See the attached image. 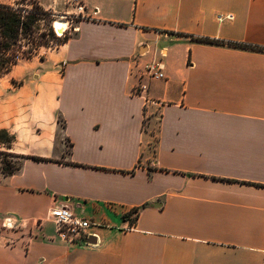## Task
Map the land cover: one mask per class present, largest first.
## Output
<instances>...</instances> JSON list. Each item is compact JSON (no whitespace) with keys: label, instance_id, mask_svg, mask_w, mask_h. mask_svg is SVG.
Here are the masks:
<instances>
[{"label":"crops","instance_id":"obj_1","mask_svg":"<svg viewBox=\"0 0 264 264\" xmlns=\"http://www.w3.org/2000/svg\"><path fill=\"white\" fill-rule=\"evenodd\" d=\"M37 1L75 29L0 75V264H264V0Z\"/></svg>","mask_w":264,"mask_h":264},{"label":"trees","instance_id":"obj_2","mask_svg":"<svg viewBox=\"0 0 264 264\" xmlns=\"http://www.w3.org/2000/svg\"><path fill=\"white\" fill-rule=\"evenodd\" d=\"M35 7L33 10H27L24 7L13 6L11 4L0 2V74L9 72L13 65L17 63L19 55L16 53L14 46L20 40L19 36L33 31L35 23L42 21L47 30L50 32V16L51 11L43 8L37 0H34ZM17 4V3H16ZM52 34V32H51ZM57 44L63 43L67 38H55ZM201 41L215 43V39L207 37H198ZM42 44V43H41ZM241 47H250L248 44L231 43ZM13 140V136L5 129H0V145L8 147ZM14 155V154H13ZM15 156V155H14ZM38 159L37 157H32ZM16 166H8L1 168L3 174H10ZM134 212V211H133Z\"/></svg>","mask_w":264,"mask_h":264},{"label":"rangeland","instance_id":"obj_3","mask_svg":"<svg viewBox=\"0 0 264 264\" xmlns=\"http://www.w3.org/2000/svg\"><path fill=\"white\" fill-rule=\"evenodd\" d=\"M17 3V4H16ZM13 6L24 7L27 10H33L35 7L34 0H13L11 3ZM62 17L66 21L72 20L69 14H61L51 12L50 20V32L42 21L34 24L33 31L19 36L20 40L14 46L16 53L19 55L17 62L24 61L26 58L32 55L46 54L56 48L58 45L55 38H68L73 33L74 24L69 23L68 28L60 35H57V31L53 28V20L55 18ZM52 32V34H51ZM42 43V44H41ZM1 75V74H0ZM19 159L16 158L11 152L5 149L4 146H0V171L2 167L16 166Z\"/></svg>","mask_w":264,"mask_h":264},{"label":"built area","instance_id":"obj_4","mask_svg":"<svg viewBox=\"0 0 264 264\" xmlns=\"http://www.w3.org/2000/svg\"><path fill=\"white\" fill-rule=\"evenodd\" d=\"M71 3L76 9V17L77 15H79L81 18L85 17L83 14V6L77 0H71ZM217 18L219 20H222L223 18L231 19L232 15L227 13L224 16L219 15L217 16ZM71 21L72 20H67V26L63 31L68 28V24L71 23ZM73 29H75V26H73ZM57 35L60 34L57 33ZM161 55H163V51L161 52ZM162 67L163 66L161 61L156 60L147 63L144 66V70L148 76L157 78L163 76ZM141 87H144V85H141ZM48 217L54 223L57 236L60 239L73 244H77L88 237V229L91 226V222L88 219L75 214L67 205H52L51 207H49ZM3 226L11 227L12 225L11 222L6 219L3 223Z\"/></svg>","mask_w":264,"mask_h":264},{"label":"bare ground","instance_id":"obj_5","mask_svg":"<svg viewBox=\"0 0 264 264\" xmlns=\"http://www.w3.org/2000/svg\"><path fill=\"white\" fill-rule=\"evenodd\" d=\"M53 27L56 29V31L58 32V34H61L62 31L66 28L67 26V21L62 18V17H59V18H55L53 20Z\"/></svg>","mask_w":264,"mask_h":264},{"label":"water","instance_id":"obj_6","mask_svg":"<svg viewBox=\"0 0 264 264\" xmlns=\"http://www.w3.org/2000/svg\"><path fill=\"white\" fill-rule=\"evenodd\" d=\"M84 241H85V242H91V239H90L89 237H86V238L84 239Z\"/></svg>","mask_w":264,"mask_h":264}]
</instances>
